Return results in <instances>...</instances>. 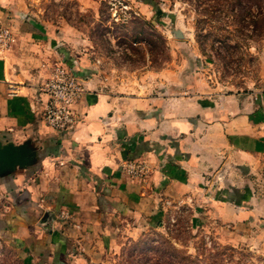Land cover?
Returning <instances> with one entry per match:
<instances>
[{
  "label": "rangeland",
  "instance_id": "1",
  "mask_svg": "<svg viewBox=\"0 0 264 264\" xmlns=\"http://www.w3.org/2000/svg\"><path fill=\"white\" fill-rule=\"evenodd\" d=\"M41 29L55 32L58 52L43 84L64 67L85 93L97 89L84 84L92 77L112 93L198 97L218 109L204 116L203 142L225 147V159L235 160V175L221 165L212 188L205 182L195 199H164L156 226L132 236L112 230L94 242L90 264H264V173L250 172L249 184L238 171L243 142L264 159V0H0V70L40 41ZM134 160L147 161L146 173L125 176L144 186L152 166ZM227 177L260 199L256 215L237 221L210 205L232 198ZM8 241L0 235V264H44Z\"/></svg>",
  "mask_w": 264,
  "mask_h": 264
},
{
  "label": "crops",
  "instance_id": "2",
  "mask_svg": "<svg viewBox=\"0 0 264 264\" xmlns=\"http://www.w3.org/2000/svg\"><path fill=\"white\" fill-rule=\"evenodd\" d=\"M40 32V41L4 61L0 70V143L21 155L0 169V235L31 261L90 264L94 242L104 243L112 230L132 236L152 228L167 210L164 199H195L205 182L212 188L221 165L236 174L225 147L203 142L204 116L218 109L198 97L112 93L91 77L84 84L97 89L80 101L83 121L67 132L48 126L41 117L47 96L40 87L58 57L57 37L49 29ZM197 117L199 123L191 119ZM256 150L243 142L238 151L244 166L238 171L249 184L252 172L264 173ZM134 159L152 166L144 186L123 171ZM233 179L227 177L232 198L210 205L245 221L261 202L247 185L235 190Z\"/></svg>",
  "mask_w": 264,
  "mask_h": 264
},
{
  "label": "built area",
  "instance_id": "3",
  "mask_svg": "<svg viewBox=\"0 0 264 264\" xmlns=\"http://www.w3.org/2000/svg\"><path fill=\"white\" fill-rule=\"evenodd\" d=\"M47 96L41 117L48 126L60 132L72 131L80 123L76 106L85 93L77 77L64 67H57L53 77L40 87ZM148 169L145 160H130L123 165L128 177H140Z\"/></svg>",
  "mask_w": 264,
  "mask_h": 264
},
{
  "label": "water",
  "instance_id": "4",
  "mask_svg": "<svg viewBox=\"0 0 264 264\" xmlns=\"http://www.w3.org/2000/svg\"><path fill=\"white\" fill-rule=\"evenodd\" d=\"M21 159L19 152L11 145H1L0 143V169L9 163H15Z\"/></svg>",
  "mask_w": 264,
  "mask_h": 264
},
{
  "label": "trees",
  "instance_id": "5",
  "mask_svg": "<svg viewBox=\"0 0 264 264\" xmlns=\"http://www.w3.org/2000/svg\"><path fill=\"white\" fill-rule=\"evenodd\" d=\"M254 23L256 22V19L253 21ZM257 23V22H256Z\"/></svg>",
  "mask_w": 264,
  "mask_h": 264
}]
</instances>
